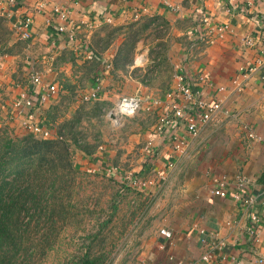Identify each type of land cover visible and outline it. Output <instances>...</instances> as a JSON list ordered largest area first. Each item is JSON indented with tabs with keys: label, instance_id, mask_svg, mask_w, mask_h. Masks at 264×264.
Masks as SVG:
<instances>
[{
	"label": "crops",
	"instance_id": "0c3cea01",
	"mask_svg": "<svg viewBox=\"0 0 264 264\" xmlns=\"http://www.w3.org/2000/svg\"><path fill=\"white\" fill-rule=\"evenodd\" d=\"M54 5L67 10L66 21L52 10ZM226 7H230V13H226ZM199 12L209 14L216 22H229L231 30L212 44L199 43ZM19 15H29L32 25L28 38H19L16 33L21 49L0 52V120L8 117L6 107L26 84L30 70H39L44 80L59 82L61 87L77 77L75 62L79 56L87 60V50L99 55L95 75L99 76L101 90L97 99L138 94L162 98L164 89L173 86V79L159 81L158 72L144 77L147 64L153 61L148 56L149 42L136 41L132 61L118 65L114 57L121 52L123 33L117 38H107L104 33L106 27L124 29L144 20H149L147 30H166L160 38L169 44L161 53L163 60L174 66L179 63L191 79L204 74L212 81V86L201 85V92L209 100L220 101L222 111L215 118L200 127L195 137L186 133L181 122L155 137L162 143L154 151V160L159 155L158 166L167 167L168 172L177 168V183L181 185L169 196L156 226L157 230L171 231V243L161 249L159 242L164 239L155 230L145 241L137 264H176L169 255L183 261L197 258L205 251L200 229L209 240L222 241L225 254L222 257L216 251L203 264H254L264 258V66L246 76L241 69L254 65L259 51L264 50V0H0V19L13 29ZM57 24L66 26V30L57 31ZM245 36L252 37L254 45H245ZM89 40L96 48L89 49ZM138 56L142 64L135 61ZM159 59L156 57V61ZM217 86L223 90L217 91ZM64 93L59 89L41 108L42 120L54 134L50 117ZM152 109L159 114V108ZM17 121L11 120L14 125ZM53 122H59L57 115ZM250 132L253 138L248 136ZM175 135L184 138L182 153L171 150ZM105 157L97 156L92 165L103 167ZM242 176L245 181L239 188L236 183ZM165 177L169 180L170 176ZM221 178L225 180L224 197L210 192ZM249 197H254L253 203L246 202ZM252 213L258 217L256 223L249 218Z\"/></svg>",
	"mask_w": 264,
	"mask_h": 264
},
{
	"label": "rangeland",
	"instance_id": "374dc122",
	"mask_svg": "<svg viewBox=\"0 0 264 264\" xmlns=\"http://www.w3.org/2000/svg\"><path fill=\"white\" fill-rule=\"evenodd\" d=\"M146 21L130 29L106 27L104 33L108 35L107 38H117L123 33L122 42L126 41L129 44L132 38L126 30L138 31L137 41L142 40L144 44L146 41L149 42L148 56L154 61L147 64L144 77L153 76L154 72H158L161 78L159 81L165 82L168 78H172L174 73V64L171 65L166 59L163 60L161 54L163 49L169 48V44L160 39L165 35L166 30L163 27L147 30L149 27L143 28ZM13 31L14 29L5 20L0 19V52L21 49L22 42L15 38L16 33ZM87 43L89 49L96 48L94 41L92 43V40H89ZM100 47L101 43L97 44V49ZM117 57L118 54L114 59L117 60ZM156 57L160 59L156 61ZM132 59L133 50L128 61ZM141 59L140 56L136 58L137 64H142ZM96 63L94 60H84L79 56L74 67L77 77H73L71 82H63L61 87L59 82L56 83V92L58 93L60 89L65 93L59 102H56L54 114L50 117L52 131L56 130L57 125L66 124L60 128L62 136L68 137L70 134L77 140L74 145H69L76 170L69 175L71 184L65 193V199L73 204V208L67 226H63L62 229L56 218L57 223L48 234L50 249L45 246L44 224L39 223L38 227L30 230V233L35 235V243L40 249L35 264H52L64 256V250L70 252L73 247L78 248L84 242V236L96 230L97 222L105 220L110 214V221L101 231V239L103 238L104 241L100 244L109 252L108 264L140 263L139 256L145 249V241L151 239L155 230L158 233L156 226L162 218L168 198L171 194H175L181 185L177 183L178 179L180 180L177 168L170 172L166 171L167 167L157 164L159 155L154 160L148 157L143 149L145 140L149 137L153 138L155 149L162 143L155 138L159 116L153 109L146 111L141 106L142 108L133 116H124L114 108L119 97L109 96L104 100L96 99L88 102L79 99V95L89 88L93 78L96 77L95 70L98 67ZM170 88L169 86L164 90ZM138 96L148 98L152 95L146 97L138 94ZM110 112L116 115L115 119L110 117ZM56 115L59 117L57 124L53 122ZM16 126L18 125H14V122L12 123L8 118L0 120V130L7 135L23 134V130ZM54 136L57 137L52 133V138ZM103 155L106 156V165L93 166L96 162L95 158L97 156L101 158ZM105 168L114 171L107 173ZM165 176H170V182ZM133 177H142L146 180V185L131 184L130 179ZM113 205L117 206V210L112 214ZM99 238L100 235L95 242ZM85 239L87 242L88 238Z\"/></svg>",
	"mask_w": 264,
	"mask_h": 264
},
{
	"label": "trees",
	"instance_id": "16d2710c",
	"mask_svg": "<svg viewBox=\"0 0 264 264\" xmlns=\"http://www.w3.org/2000/svg\"><path fill=\"white\" fill-rule=\"evenodd\" d=\"M148 22L143 28L148 26ZM132 26L134 24L125 27L130 29ZM126 31L132 40L129 44L122 42L115 64L129 60L137 41L138 31ZM93 55L91 60L97 62V72L99 55L96 51ZM64 126L66 124L57 125L55 134L60 137L54 138H41L24 130L21 135H7L0 130V264H35L40 249L30 230L39 223L44 224L45 246L50 249L48 234L57 223L56 218L61 229L68 224L73 204L65 199V193L71 184L69 175L76 170L69 145H74L77 140L70 134L62 136L60 128ZM111 210L112 214L115 213L117 206H111ZM110 217L111 214L97 222L96 230L84 236L83 240L85 242L88 238L87 242H82L78 248L73 247L70 252L64 250V256L51 263L108 264L109 252L100 244L104 241L101 231Z\"/></svg>",
	"mask_w": 264,
	"mask_h": 264
},
{
	"label": "built area",
	"instance_id": "2783aa9c",
	"mask_svg": "<svg viewBox=\"0 0 264 264\" xmlns=\"http://www.w3.org/2000/svg\"><path fill=\"white\" fill-rule=\"evenodd\" d=\"M12 2L13 0H7ZM231 1V0H227ZM56 15L61 18V20L66 21L67 10L54 5L52 8ZM226 13H230V7L225 8ZM200 22L202 28L196 33V41L203 44H212L217 38H221L227 31L231 30L229 22H216L213 18L204 12H199ZM135 18L138 14L135 13ZM107 22H110V18L106 17ZM32 25V18L29 15H19L17 20L14 22V31L17 33L19 38L26 39L29 36V30ZM57 31L66 30V26L62 24L56 25ZM244 44L247 46L254 45V40L252 37H243ZM259 56L257 57L255 64L248 67H242V74L244 76L255 72L258 67L264 66V50L259 51ZM93 52L87 50L85 54L86 59H91L93 57ZM142 63V61H140ZM245 68V69H244ZM43 74L37 70H30L27 76V82L23 85L12 98L10 105L6 107L8 110V120H18L16 123L19 128L24 131L30 132L35 136L41 138H52V132L49 126L45 124L42 120V106L45 102L51 99L57 90L56 82H49L43 79ZM99 76L95 77L92 85L79 95V99L83 102H88L96 100L101 90V85L99 82ZM261 78H264L261 76ZM173 86L165 91L162 98L157 97H140L138 95H128L120 96L115 104V110L124 116H133L142 107L146 111L152 108H159V122L155 129V136L162 135L166 133V129H171L179 122L184 126L186 133L195 137L197 131L209 122L211 119L215 118L221 111L222 105H220L219 100H209L203 96L201 92V85L212 86V81L206 77L204 74L196 75L193 79L188 77L185 73L183 66L179 63L174 66V73L172 76ZM237 90L240 89L238 85ZM217 91H222L223 87L217 86L215 88ZM142 106V107H141ZM55 135V134H54ZM58 136V135H57ZM248 136L253 138L254 135L250 132ZM55 137V136H54ZM143 149L146 155L150 158L155 156V148L153 138H146ZM171 150L175 153H182L184 146V138L181 136H174L171 139ZM107 173L114 171L110 168H105ZM244 177H239L236 185L241 188L244 182ZM131 184L138 186H145L146 180L142 177H133L130 179ZM210 192L218 197H224L226 195L225 190V180L219 179L212 186ZM264 192V189H263ZM237 198V194L233 195ZM246 202L248 204L254 202V197L247 198ZM250 220L253 223L257 222V215L255 213L250 214ZM200 238L201 245H203L204 252L197 258H193L188 261H183L182 259L175 258L173 255H169L168 259L174 261L176 264H203L211 260L213 253L218 252L222 257L225 256L223 252L224 244L220 240H209L208 235L203 231ZM158 235L164 239V242L160 243L161 249H165L166 245L172 241V233L170 230L165 228H160L158 230ZM254 264H264V258L260 257L255 260Z\"/></svg>",
	"mask_w": 264,
	"mask_h": 264
},
{
	"label": "water",
	"instance_id": "95a60500",
	"mask_svg": "<svg viewBox=\"0 0 264 264\" xmlns=\"http://www.w3.org/2000/svg\"><path fill=\"white\" fill-rule=\"evenodd\" d=\"M109 115H110V117H111V118H113V119H115V118H116V115H115L113 112H110V114H109Z\"/></svg>",
	"mask_w": 264,
	"mask_h": 264
}]
</instances>
